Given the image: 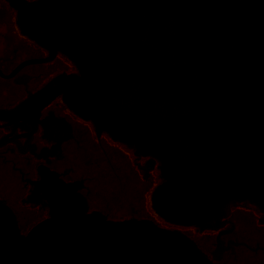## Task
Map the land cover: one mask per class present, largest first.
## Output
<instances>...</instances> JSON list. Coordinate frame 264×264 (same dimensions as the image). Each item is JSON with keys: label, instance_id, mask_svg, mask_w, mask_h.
Returning <instances> with one entry per match:
<instances>
[{"label": "water", "instance_id": "obj_1", "mask_svg": "<svg viewBox=\"0 0 264 264\" xmlns=\"http://www.w3.org/2000/svg\"><path fill=\"white\" fill-rule=\"evenodd\" d=\"M61 91L159 163L165 223L217 230L231 205L264 210V0H0V120ZM40 173L50 186L29 201L45 192L49 217L23 235L0 200V264H212L180 230L87 213L81 184Z\"/></svg>", "mask_w": 264, "mask_h": 264}, {"label": "flooded vegetation", "instance_id": "obj_2", "mask_svg": "<svg viewBox=\"0 0 264 264\" xmlns=\"http://www.w3.org/2000/svg\"><path fill=\"white\" fill-rule=\"evenodd\" d=\"M63 96V91L59 92L26 119L0 120V200L11 209L21 234L26 235L49 217L45 192H40L35 204L29 201L37 191L32 184L50 186L40 173L43 167L56 177V184H81L75 192L84 199L87 213H100L116 221L150 220L161 228L180 230L212 264H264L263 209L247 201L231 205L217 230L165 223L151 208V193L162 182L159 163L136 155L106 132L97 131L66 104ZM65 170H69L68 175H64ZM131 187L138 206L117 217L111 213L109 200L131 199L127 194ZM190 229L193 237L186 233Z\"/></svg>", "mask_w": 264, "mask_h": 264}, {"label": "rangeland", "instance_id": "obj_3", "mask_svg": "<svg viewBox=\"0 0 264 264\" xmlns=\"http://www.w3.org/2000/svg\"><path fill=\"white\" fill-rule=\"evenodd\" d=\"M156 182H157V180L155 179V183ZM153 186H154V184H153ZM131 188H132V190L127 192V194L131 197V199L129 198L128 200H123V199L116 198V199H110L109 200L110 207L112 209L111 213H114L117 217L122 216V215H126L127 213H129L131 211L132 208H136L138 206V203L134 199V196H135L134 192H133L134 187H131ZM108 192H110V191H107V193ZM186 233H188L189 235H191L193 237L194 230L190 229Z\"/></svg>", "mask_w": 264, "mask_h": 264}]
</instances>
